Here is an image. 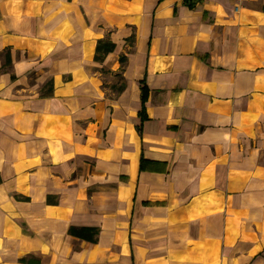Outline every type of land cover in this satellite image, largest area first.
Here are the masks:
<instances>
[{"label":"crops","instance_id":"obj_1","mask_svg":"<svg viewBox=\"0 0 264 264\" xmlns=\"http://www.w3.org/2000/svg\"><path fill=\"white\" fill-rule=\"evenodd\" d=\"M0 264H264V0H0Z\"/></svg>","mask_w":264,"mask_h":264},{"label":"trees","instance_id":"obj_2","mask_svg":"<svg viewBox=\"0 0 264 264\" xmlns=\"http://www.w3.org/2000/svg\"><path fill=\"white\" fill-rule=\"evenodd\" d=\"M114 47H115L114 43H112L107 39L98 40L95 48V60H102L103 56L113 51ZM3 58H4L3 65L4 66L9 65L10 57L8 51H5L3 53ZM119 62L122 66L125 62V57L121 56ZM144 91H145V87L143 85L142 92L144 93ZM97 232H98L97 229L94 227H70L68 229V233L70 235L89 242H94L96 240L95 237L97 235Z\"/></svg>","mask_w":264,"mask_h":264},{"label":"built area","instance_id":"obj_3","mask_svg":"<svg viewBox=\"0 0 264 264\" xmlns=\"http://www.w3.org/2000/svg\"><path fill=\"white\" fill-rule=\"evenodd\" d=\"M235 3H236V5L238 4V2L240 1V0H233Z\"/></svg>","mask_w":264,"mask_h":264}]
</instances>
